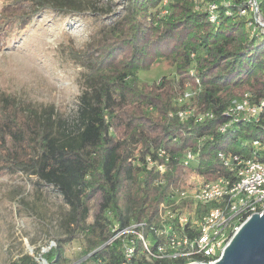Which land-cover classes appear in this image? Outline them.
Segmentation results:
<instances>
[{
    "label": "trees",
    "instance_id": "obj_1",
    "mask_svg": "<svg viewBox=\"0 0 264 264\" xmlns=\"http://www.w3.org/2000/svg\"><path fill=\"white\" fill-rule=\"evenodd\" d=\"M121 1L122 14L92 29V52L77 61L81 94L72 125L57 124L51 109L0 91V172L34 177L67 208L60 214L57 246L41 256L46 264H61L62 247L75 241L84 244L80 264H122L117 244L102 247L110 226L149 220L168 186L179 181V160L187 152L197 160L188 172L207 180L232 177L218 154L264 162V151L253 155L252 147L254 141L264 145V105L257 122L239 120L220 132L231 122L225 112L234 102L246 95L251 105L264 104V36L250 37L237 17L211 25L203 9L211 0H168L165 7L163 0ZM23 4L29 15L10 26H26L42 10L69 17L103 12L82 0L12 5L22 11ZM162 63L174 70L173 78L138 81L139 71ZM188 86L195 94L181 106L177 100ZM185 110L194 116L181 120L178 113ZM204 114L213 118L197 123L194 117ZM158 150L169 160L163 176L144 162ZM96 197L98 210L87 224ZM14 264L38 261L25 255Z\"/></svg>",
    "mask_w": 264,
    "mask_h": 264
},
{
    "label": "rangeland",
    "instance_id": "obj_2",
    "mask_svg": "<svg viewBox=\"0 0 264 264\" xmlns=\"http://www.w3.org/2000/svg\"><path fill=\"white\" fill-rule=\"evenodd\" d=\"M82 1L103 12L99 17L89 11L81 17H69L42 10L30 23L25 21L29 24L16 28L10 22L28 16L29 9L23 4L21 7L26 8L19 11L13 0H0V91L51 109L61 125H72L76 119L81 94L77 61L92 52V29L99 24L107 26L122 14L121 0ZM174 76V70L165 63L137 73L138 81L147 84ZM188 89L193 91L191 86ZM98 201L97 197L91 201L87 224L93 222ZM65 210L51 187L36 186L35 178L23 173L1 171L0 264H14L25 255L46 264L41 256L57 246L60 214ZM83 246L82 241L63 246L61 264H80L77 257Z\"/></svg>",
    "mask_w": 264,
    "mask_h": 264
},
{
    "label": "built area",
    "instance_id": "obj_3",
    "mask_svg": "<svg viewBox=\"0 0 264 264\" xmlns=\"http://www.w3.org/2000/svg\"><path fill=\"white\" fill-rule=\"evenodd\" d=\"M167 3L163 0L161 5ZM263 4L264 0H211L203 9L211 25L219 26L223 18L237 17L246 22L250 37H259L264 36ZM194 94L187 87L177 103L185 104ZM263 105H251L245 95L227 109L225 114L231 122L220 132L239 120L257 122ZM191 116L192 110L178 113L181 120ZM212 118L211 114L194 117L197 123ZM252 147L253 155L264 151L258 141L252 142ZM217 160L232 173L231 178L207 180L194 171L189 173L197 160L191 152L185 153L179 160L182 175L176 184L168 186L156 213L149 220L124 227L111 225V237L102 247L117 244L122 264H215L244 223L242 218L264 212V162L223 154H218ZM144 162L154 174L163 176L169 160L164 151L158 150Z\"/></svg>",
    "mask_w": 264,
    "mask_h": 264
},
{
    "label": "water",
    "instance_id": "obj_4",
    "mask_svg": "<svg viewBox=\"0 0 264 264\" xmlns=\"http://www.w3.org/2000/svg\"><path fill=\"white\" fill-rule=\"evenodd\" d=\"M215 264H264V212L244 221Z\"/></svg>",
    "mask_w": 264,
    "mask_h": 264
}]
</instances>
